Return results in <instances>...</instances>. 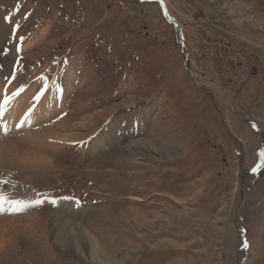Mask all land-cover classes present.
Listing matches in <instances>:
<instances>
[{"label":"rangeland","instance_id":"374dc122","mask_svg":"<svg viewBox=\"0 0 264 264\" xmlns=\"http://www.w3.org/2000/svg\"><path fill=\"white\" fill-rule=\"evenodd\" d=\"M6 86L62 94L81 139L0 171L41 217L0 264H264V0H0ZM60 199L100 255L58 249Z\"/></svg>","mask_w":264,"mask_h":264},{"label":"bare ground","instance_id":"6f19581e","mask_svg":"<svg viewBox=\"0 0 264 264\" xmlns=\"http://www.w3.org/2000/svg\"><path fill=\"white\" fill-rule=\"evenodd\" d=\"M31 47L32 43H29L25 46V50ZM12 88L9 86L4 87L5 90L0 88V171L4 172L9 168L29 171L43 170L53 164L52 160L50 161L46 156L38 154L37 151L34 152L35 150L32 151L33 146L55 148L73 145L81 137L75 134H59L60 128L69 127L65 119L67 109L62 94L55 96L45 93L36 96V91L27 87L17 95ZM6 100L8 101L7 104H5ZM97 115L106 118L110 116L105 111H100ZM78 126L83 127L84 124L81 123ZM98 145H100V141L94 143L92 149L98 148ZM0 194L3 195L1 191ZM17 201V199L10 201L6 197L4 200H0V252L8 250L7 248L15 241L13 238H7L10 231L19 227H22L21 230L29 231L40 223L41 217L38 214L14 219L15 212L17 213L21 208H24ZM56 202L58 211L55 210L57 212L51 219L52 238H54L58 249L63 253L70 254L73 246L77 256L83 258L84 247L89 244L91 253L100 255L99 251H93L98 248V244L88 231L68 224L64 220H59L65 217V214L59 210L65 209L67 206L63 199ZM2 216H6V218L2 220ZM4 220L9 222L6 223ZM100 264L105 263L101 261Z\"/></svg>","mask_w":264,"mask_h":264},{"label":"snow or ice","instance_id":"6c2138e0","mask_svg":"<svg viewBox=\"0 0 264 264\" xmlns=\"http://www.w3.org/2000/svg\"><path fill=\"white\" fill-rule=\"evenodd\" d=\"M19 93H17V95H18ZM36 99H39V97H36ZM8 103V101L6 100L5 101V104H7ZM261 156L262 157H264V153H261ZM5 199V197H3V195L2 194H0V200H4ZM17 203H19V201H17ZM37 203H40V201H37ZM53 203H54V201H53ZM245 247H247V242L245 241Z\"/></svg>","mask_w":264,"mask_h":264},{"label":"crops","instance_id":"0c3cea01","mask_svg":"<svg viewBox=\"0 0 264 264\" xmlns=\"http://www.w3.org/2000/svg\"><path fill=\"white\" fill-rule=\"evenodd\" d=\"M57 208H58V206H57Z\"/></svg>","mask_w":264,"mask_h":264}]
</instances>
